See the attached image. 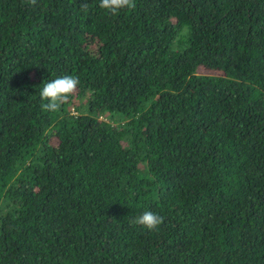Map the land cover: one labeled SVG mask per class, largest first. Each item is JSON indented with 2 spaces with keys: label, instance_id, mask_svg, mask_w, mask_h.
<instances>
[{
  "label": "trees",
  "instance_id": "trees-1",
  "mask_svg": "<svg viewBox=\"0 0 264 264\" xmlns=\"http://www.w3.org/2000/svg\"><path fill=\"white\" fill-rule=\"evenodd\" d=\"M99 2L0 0V264H264V0Z\"/></svg>",
  "mask_w": 264,
  "mask_h": 264
},
{
  "label": "clouds",
  "instance_id": "clouds-1",
  "mask_svg": "<svg viewBox=\"0 0 264 264\" xmlns=\"http://www.w3.org/2000/svg\"><path fill=\"white\" fill-rule=\"evenodd\" d=\"M32 5L36 4V0H29ZM81 7L87 11V4L82 3ZM99 7L106 9L110 14L116 15L122 9H131L135 7L134 0H100ZM80 80L74 75L57 76L44 83L40 90V99L43 101L41 108L48 112L60 111L69 97L77 90ZM163 217L152 211H144L135 217L131 223L141 225L148 230H154L163 222Z\"/></svg>",
  "mask_w": 264,
  "mask_h": 264
}]
</instances>
